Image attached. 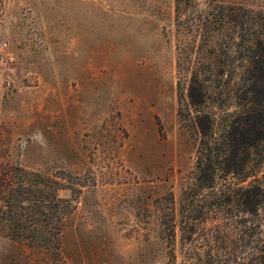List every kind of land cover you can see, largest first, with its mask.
Instances as JSON below:
<instances>
[{
    "label": "rangeland",
    "instance_id": "1",
    "mask_svg": "<svg viewBox=\"0 0 264 264\" xmlns=\"http://www.w3.org/2000/svg\"><path fill=\"white\" fill-rule=\"evenodd\" d=\"M179 1L0 0V175L41 174L71 201L61 259L0 236V264H171L170 252L264 264V103L250 106L261 117L239 169L198 188L179 116ZM193 1L264 12V0Z\"/></svg>",
    "mask_w": 264,
    "mask_h": 264
},
{
    "label": "trees",
    "instance_id": "2",
    "mask_svg": "<svg viewBox=\"0 0 264 264\" xmlns=\"http://www.w3.org/2000/svg\"><path fill=\"white\" fill-rule=\"evenodd\" d=\"M176 24L180 37L179 116L195 136L194 182L204 190L239 169L241 164L232 157L243 147L238 143H250L251 124L257 122L256 116L261 117L250 106L264 103V12L214 1L202 7L193 0H181ZM229 100H235L242 114L225 108ZM247 157L246 153L243 159ZM58 183L22 168L1 174L0 236L51 250L61 259L62 229L71 201L59 194ZM247 193L253 213L254 205L263 203L259 200L262 191L253 187ZM191 197L187 193L185 201ZM192 207L183 206V214L188 209L192 213ZM169 256L173 264V253Z\"/></svg>",
    "mask_w": 264,
    "mask_h": 264
}]
</instances>
